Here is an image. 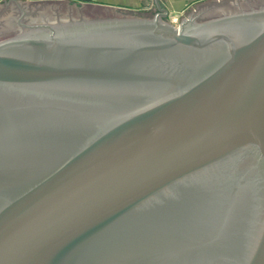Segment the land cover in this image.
<instances>
[{
  "label": "water",
  "instance_id": "95a60500",
  "mask_svg": "<svg viewBox=\"0 0 264 264\" xmlns=\"http://www.w3.org/2000/svg\"><path fill=\"white\" fill-rule=\"evenodd\" d=\"M151 10L0 2V264H264V0Z\"/></svg>",
  "mask_w": 264,
  "mask_h": 264
},
{
  "label": "rangeland",
  "instance_id": "374dc122",
  "mask_svg": "<svg viewBox=\"0 0 264 264\" xmlns=\"http://www.w3.org/2000/svg\"><path fill=\"white\" fill-rule=\"evenodd\" d=\"M2 0H0L1 2ZM9 0H5L8 2ZM20 3L33 1H63V0H17ZM76 4H90L115 9L128 10L135 13H152L151 6L153 0H68ZM165 11L164 19L174 28H178L179 19L194 4L205 0H155ZM219 3V0H216Z\"/></svg>",
  "mask_w": 264,
  "mask_h": 264
}]
</instances>
